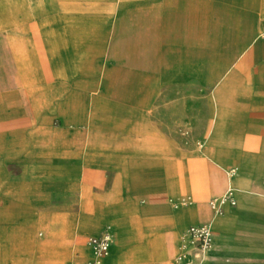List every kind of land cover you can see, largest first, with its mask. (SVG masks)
I'll return each instance as SVG.
<instances>
[{"label":"rangeland","instance_id":"obj_1","mask_svg":"<svg viewBox=\"0 0 264 264\" xmlns=\"http://www.w3.org/2000/svg\"><path fill=\"white\" fill-rule=\"evenodd\" d=\"M0 19L12 23L0 29V236L31 237L23 251L35 249L36 264H84L61 237H76L94 215L82 196L147 211L148 193L166 181L156 142L189 154L175 159L189 179L190 153L203 146L210 62L253 24L264 46V0H0ZM141 133L147 152L123 146ZM114 136L119 147L109 146L106 156L119 168L98 166L96 140L109 145ZM194 175L207 185L206 171ZM178 187L179 207L187 208L184 182ZM225 192L200 202L207 208ZM156 224L142 219L134 228ZM158 224L165 229L167 221ZM189 226L180 225V235ZM107 231L77 237L87 264L96 260L89 240ZM65 247L69 260L61 256ZM52 250L54 260L46 256ZM136 264L161 263L149 257Z\"/></svg>","mask_w":264,"mask_h":264},{"label":"crops","instance_id":"obj_2","mask_svg":"<svg viewBox=\"0 0 264 264\" xmlns=\"http://www.w3.org/2000/svg\"><path fill=\"white\" fill-rule=\"evenodd\" d=\"M10 26V21L0 19V29ZM253 28L254 24L246 38L238 36L235 48L215 56L206 70L205 86L209 89L204 114L206 128L203 146L190 153L189 179L175 161L176 158L187 159L189 154L171 142L160 140L155 143L160 149L156 155L166 181L164 188L148 193L144 203L149 213L139 214L127 204L119 210L111 199L90 202L82 196V207L92 209L94 215L79 226L76 237H61L70 244V249L79 253L84 264H87V247L77 237L111 231L113 243L102 264H136L149 257L166 264L171 255L179 251V226L202 224L209 225L213 233V246L203 257L204 264H264V46L258 45L259 37L252 35ZM260 39L261 43L263 38ZM140 136L138 141L125 140L123 146L127 148L135 143L147 152L149 141L144 133ZM116 138L114 136L109 145H101L96 140L95 146L103 152L95 156L98 166L111 164L114 169L119 168L117 160L108 161L109 156H106L109 146L119 147ZM232 170L234 172L230 173ZM205 171L207 185L204 187L197 183L194 173ZM179 180L184 182L192 200L184 209L179 207ZM224 189L233 194L235 206H224L221 212L214 214L209 205L206 208L200 202L204 196H219ZM164 208L166 213L159 214ZM127 212L134 215L130 221L125 220ZM142 219L157 224L149 230L134 228ZM161 220L167 221L165 229L158 224ZM189 221L193 224L187 223ZM51 236L58 237L57 234ZM133 241L140 245L135 246ZM31 243V237L20 233L1 235L0 264H36V250L29 248L27 255L24 252ZM56 254L52 250L46 256L54 260ZM61 256L69 260V249L65 247Z\"/></svg>","mask_w":264,"mask_h":264},{"label":"built area","instance_id":"obj_3","mask_svg":"<svg viewBox=\"0 0 264 264\" xmlns=\"http://www.w3.org/2000/svg\"><path fill=\"white\" fill-rule=\"evenodd\" d=\"M180 134L185 137L187 132L180 130ZM233 172L234 170L230 171V173ZM224 206H235L234 196L229 190L219 201L212 200L209 202V207L214 212H221ZM112 243L113 237L108 231L89 240V245L98 257L104 256ZM181 244L186 253L176 256L170 264H198L199 258L195 252H206L213 246V233L210 226L202 224L187 228L181 234Z\"/></svg>","mask_w":264,"mask_h":264},{"label":"bare ground","instance_id":"obj_4","mask_svg":"<svg viewBox=\"0 0 264 264\" xmlns=\"http://www.w3.org/2000/svg\"><path fill=\"white\" fill-rule=\"evenodd\" d=\"M207 162V161H206ZM230 175V174H229ZM210 182V181H209ZM223 198V197H221ZM221 198L219 199H216L215 201H219ZM219 212H214V214H218ZM108 251L109 249L107 250V252L105 253L104 256L102 257H98L96 255V260H95V264H101L102 260L108 255ZM210 251V250H209ZM209 251H206V252H195L196 256L199 258V263L198 264H204V260H203V257L209 252ZM183 253H186L185 250H183L182 248V244H181V237H180V246H179V251L177 252V254L175 255L176 256H179Z\"/></svg>","mask_w":264,"mask_h":264}]
</instances>
